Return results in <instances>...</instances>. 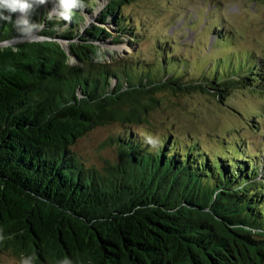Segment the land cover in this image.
<instances>
[{"label":"trees","instance_id":"1","mask_svg":"<svg viewBox=\"0 0 264 264\" xmlns=\"http://www.w3.org/2000/svg\"><path fill=\"white\" fill-rule=\"evenodd\" d=\"M95 1L72 0L69 19L51 13L61 0L35 3L37 40L17 31L19 13L0 21V44L18 40L0 48V250L25 264H264V149L221 135L204 151L192 134L136 128L157 91L264 94V59L191 60L163 36L118 61L109 46L135 50L149 30L125 14L134 0H107L85 25ZM105 126L117 162L95 168L73 146Z\"/></svg>","mask_w":264,"mask_h":264},{"label":"rangeland","instance_id":"2","mask_svg":"<svg viewBox=\"0 0 264 264\" xmlns=\"http://www.w3.org/2000/svg\"><path fill=\"white\" fill-rule=\"evenodd\" d=\"M95 2L91 13L84 14L87 26L97 22L98 14L107 0ZM65 8L62 0L51 2L53 15L61 16ZM124 11L130 18H137L141 26L149 31L143 32L147 39L142 47L136 45L135 50L124 40L118 45L109 46L118 61L128 59L139 47L142 51L150 49L154 37L163 36L171 41L170 46L174 47L172 53H180L191 60L202 55L204 59L206 55L208 58L225 56L232 50L237 56L248 53L264 59V0H134ZM100 26L115 35L116 28L111 22ZM221 29L230 42L209 49L210 41H215L218 33L221 35ZM227 32L233 35V40ZM38 38L36 32L27 37ZM62 45L67 47L68 43ZM104 61L112 62V58L106 57ZM189 71H193L194 75L199 74L198 67L192 65ZM154 94L160 100L147 111L148 123L136 127L140 134H145L148 128H151L154 138L171 132L177 136L174 140L179 144L190 142L187 140L192 134L193 140L204 151L214 150L220 141L219 135L248 142L257 141L264 145V94L239 85H235L223 98L195 90L186 93L162 90ZM113 132H116L114 126L97 127L79 139L73 148L89 166L100 168L105 161L116 163L114 148L104 145V140ZM0 262L16 264L17 261L9 257V252L0 250Z\"/></svg>","mask_w":264,"mask_h":264},{"label":"clouds","instance_id":"3","mask_svg":"<svg viewBox=\"0 0 264 264\" xmlns=\"http://www.w3.org/2000/svg\"><path fill=\"white\" fill-rule=\"evenodd\" d=\"M44 3V0H0V21H12V14L19 13L15 18L14 24L19 33L24 34L30 33L33 29L38 27L35 23H30L28 15L33 9L35 3ZM62 3L66 8H68L72 0H62ZM64 19H69L68 14H62ZM51 18V17H50ZM24 27L21 28L20 26Z\"/></svg>","mask_w":264,"mask_h":264},{"label":"water","instance_id":"4","mask_svg":"<svg viewBox=\"0 0 264 264\" xmlns=\"http://www.w3.org/2000/svg\"><path fill=\"white\" fill-rule=\"evenodd\" d=\"M29 40H34V39H29ZM37 40V39H36ZM13 40H11V41H8V42H4V43H1L0 44V48L1 47H4V46H11V45H13V44H15L18 40H15L14 42H12ZM65 43V42H63V41H59V43H60V45L63 47V45H62V43ZM66 51H68V46L67 47H63Z\"/></svg>","mask_w":264,"mask_h":264}]
</instances>
